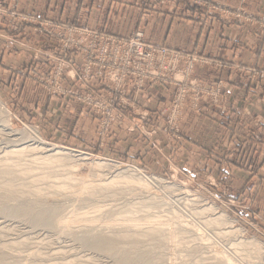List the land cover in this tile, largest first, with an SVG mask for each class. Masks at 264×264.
I'll use <instances>...</instances> for the list:
<instances>
[{
	"label": "rangeland",
	"instance_id": "374dc122",
	"mask_svg": "<svg viewBox=\"0 0 264 264\" xmlns=\"http://www.w3.org/2000/svg\"><path fill=\"white\" fill-rule=\"evenodd\" d=\"M137 1L134 6L141 10L162 8V0ZM21 2L0 0V23L8 36L0 37L6 40L0 43V151L27 145L25 157L46 156L31 177L55 176L33 180L0 174V205L25 203L33 211L46 210L52 220L43 226L0 212L3 264H9V252L39 255L23 259L25 264H124L75 236L88 229L128 250L136 257L129 264H139L138 255L148 264H264V229L252 203L264 178L241 187V179L235 180L242 168L253 176L262 148L250 134L240 140L233 131L225 145L216 137L203 152L183 146L185 113L211 115L225 103L221 81L199 76V68L216 75L233 68L256 82L264 79V68L152 42L140 27L113 31L87 18L77 20L72 2L56 16L24 11ZM244 2L191 0L190 5L202 26L236 24L262 41L264 13ZM121 40L180 57L169 71L129 74V63L120 57L131 50L118 48ZM12 45L22 58L8 57L14 55ZM187 56L199 62L183 72ZM171 65L168 58L161 62L164 69ZM152 86L167 90V98L153 108ZM243 115L240 119L248 120ZM36 132L42 144L33 141ZM56 150L64 155L47 157ZM65 178L64 193L54 192L51 181ZM79 178L104 186L86 196ZM9 180L16 184L13 190L4 187ZM30 181L43 188L42 194L31 192L35 186L25 192Z\"/></svg>",
	"mask_w": 264,
	"mask_h": 264
},
{
	"label": "crops",
	"instance_id": "0c3cea01",
	"mask_svg": "<svg viewBox=\"0 0 264 264\" xmlns=\"http://www.w3.org/2000/svg\"><path fill=\"white\" fill-rule=\"evenodd\" d=\"M22 0L21 9L27 12H46L49 15H64L67 9L75 8L77 20L91 21L93 24L103 23V28L114 31H130L134 27L144 30L145 36L152 42H163L178 48L200 49L209 56L228 59L248 65H258L264 68V38L259 41L249 35L246 28L239 25H219L213 22L202 26L195 18L197 10L190 5L191 0H162V8L141 10L136 8L135 0ZM227 4L236 5L241 0H223ZM139 2V0L137 1ZM152 4V2H148ZM131 4V5H130ZM225 4V5H227ZM146 7V3H143ZM243 5L251 10L264 13V0H245ZM148 7V6H147ZM72 9V8H71ZM88 13V17H86ZM98 17V18H97ZM5 27H1L0 37L4 35ZM145 37V38H146ZM6 42L0 39V43ZM15 60L23 57V52L16 50L18 45H12ZM197 74L205 78H214L221 81L224 90L225 103L220 109L209 115L205 113L186 112L183 124L185 148L207 147L216 137L223 138L225 145L230 139L231 131L235 132L238 139H244L248 134L251 140L259 144L264 150V79L249 81L243 73L235 69H224L218 75L207 68H199ZM152 108L158 105L159 99L167 98V90L152 86ZM35 108L37 106H34ZM244 111L243 120L241 118ZM251 122V123H250ZM235 137V138H236ZM245 140V139H244ZM255 162L253 176L242 168L235 172V180L240 178L238 187L246 182L264 178V151ZM252 163L249 165L251 168ZM237 170V169H236ZM252 181V182H251ZM259 184V183H258ZM259 190L254 194L253 205L258 225L264 229V184L256 186ZM246 194V193H245ZM258 215V216H259Z\"/></svg>",
	"mask_w": 264,
	"mask_h": 264
},
{
	"label": "bare ground",
	"instance_id": "6f19581e",
	"mask_svg": "<svg viewBox=\"0 0 264 264\" xmlns=\"http://www.w3.org/2000/svg\"><path fill=\"white\" fill-rule=\"evenodd\" d=\"M33 141L37 142L38 144H40V143L42 144V139L38 136L37 132L34 134ZM13 146L14 147L7 152L4 151L3 148H2L3 151L2 150L0 151V174L6 173V174H9L10 177L11 176L14 177L17 174H20L23 178L28 177V178L33 179L31 177L32 176L31 171L34 169L40 168L44 164V160H46L45 159L46 156H33L31 158H29V157L27 158L23 155V153L28 150L27 145H24L21 143L20 144L16 143ZM50 149H52V148H50ZM49 155L50 156H47V157H52V156H57V155L62 156V155H64V152H61L60 150H56V151H53V153L49 154ZM83 158H85V157H82L80 159L83 160ZM23 160H27L28 162L21 163ZM53 163H54V161L50 160L49 164H53ZM38 176L40 178L39 177L34 178L33 180L41 179V178H44L47 180V177L51 178L55 175L50 174V173L44 174L43 172H41L40 175H38ZM14 178H16V177H14ZM69 180L72 181V180H75V178L74 179L69 178ZM83 180H84L83 178H79V180H78V182L80 183L79 188H81L82 193H84L86 196L94 195L95 193L98 192V189H100L99 187L104 186V184L97 185L99 187H96L92 184H83V183H81ZM58 181H60V179ZM67 181H68L67 178H65V180L62 183L57 182L56 180L51 181V182H53V183H51V184H53L52 187L55 188L54 192L60 193V194L64 193V189H65L64 186L66 185L65 182H67ZM43 183H47V182L43 181ZM27 184L28 185L25 184V187H28L25 192H27L29 190V188H31L32 186H35V185L31 184V181L28 182ZM15 185H14V183H12L11 180H9V182L6 183L4 187L8 190H13L15 188V187L13 188V186H15ZM42 189L43 188L35 186L31 192L36 194V195H39V194H42ZM21 192L23 193L24 191H21ZM50 205L52 206V204H49V206ZM40 207H42V206H40ZM37 209H39V208H37ZM45 211L40 210V209L33 211V209H31V207L25 203H15V204L4 203V204L0 205V212H3L4 214L7 213L8 215H12V216H23V217H26L28 220H30L34 224L43 225V226H51L52 215L46 213ZM220 216L221 215H219L218 217H220ZM185 229H186V227H185ZM161 231L162 230L159 228V232H161ZM156 232H157V230H156ZM75 236H77L78 238H81V240L83 241V243L86 246H88V247L90 246V248L105 252L114 258L117 257L121 261V263L129 264V263L133 262L136 258V257L132 256L131 254H129L128 250H126L124 247H115L114 245H111L105 239V237H103L99 232H97L93 229H88V231H86L85 233L77 232V234H75ZM242 242L246 243L244 241H242ZM2 250H5V249H3L1 247L0 248V254H3ZM38 256L39 255L35 252H33V253L30 252L27 255L25 254L22 256L15 254L14 252H9V254H7L5 256V258H6V262H8L9 264H25L23 262V259L34 260L33 258H35V260H37ZM137 257H138L137 261L139 262V264H148V259L143 258V256H139V255ZM8 259L9 260L11 259V261H9ZM0 264H3L2 260H0ZM52 264H70V262L66 261V262L52 263Z\"/></svg>",
	"mask_w": 264,
	"mask_h": 264
},
{
	"label": "built area",
	"instance_id": "2783aa9c",
	"mask_svg": "<svg viewBox=\"0 0 264 264\" xmlns=\"http://www.w3.org/2000/svg\"><path fill=\"white\" fill-rule=\"evenodd\" d=\"M117 44L120 49L131 50L130 55L127 53V55L120 57L121 61L129 63V74L132 73L138 75L139 73H142L152 75L153 73L157 74L162 71H169L175 66L176 61L180 57L179 54L166 49L149 47L148 50H144L142 44L134 40H121ZM164 58H168L172 63L169 69L161 68V62ZM185 60L187 66H185L183 72L189 71L194 63L199 62L196 57L191 56H187Z\"/></svg>",
	"mask_w": 264,
	"mask_h": 264
}]
</instances>
